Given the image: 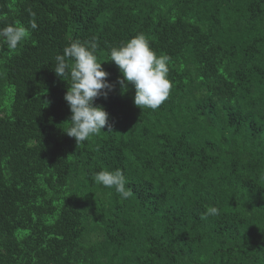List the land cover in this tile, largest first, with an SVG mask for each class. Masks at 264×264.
<instances>
[{
	"label": "trees",
	"instance_id": "trees-1",
	"mask_svg": "<svg viewBox=\"0 0 264 264\" xmlns=\"http://www.w3.org/2000/svg\"><path fill=\"white\" fill-rule=\"evenodd\" d=\"M8 24L26 37L0 43V264H264V0H0ZM140 33L171 57L154 112L108 61ZM93 38L112 131L77 145L55 57ZM116 169L127 199L94 179Z\"/></svg>",
	"mask_w": 264,
	"mask_h": 264
},
{
	"label": "clouds",
	"instance_id": "clouds-1",
	"mask_svg": "<svg viewBox=\"0 0 264 264\" xmlns=\"http://www.w3.org/2000/svg\"><path fill=\"white\" fill-rule=\"evenodd\" d=\"M35 15L34 13L32 14ZM32 28L36 27L33 22ZM26 37V29L16 24L0 27V43L9 49H16ZM97 43L91 41H73L63 49V54L55 57V75L70 81L64 100L70 109L67 136L74 138L77 145H83L98 135L109 124V114L95 101L103 97L107 99L115 85L107 80L108 73L102 69L98 61ZM108 61L114 62L121 77L116 83L121 86V93L127 90L128 84L135 89L134 105L142 111H156L169 98L173 84L169 77L171 57L157 53L150 46L148 38L137 34L131 39L113 46L109 50ZM97 184L107 189H114L124 199L131 192L126 189V177L119 169L100 171L95 174ZM218 209L211 207L205 215H215Z\"/></svg>",
	"mask_w": 264,
	"mask_h": 264
}]
</instances>
